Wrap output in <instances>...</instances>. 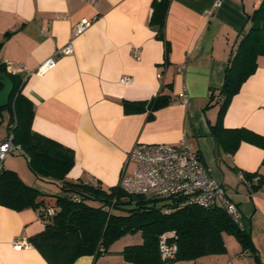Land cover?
Masks as SVG:
<instances>
[{
  "label": "crops",
  "instance_id": "0c3cea01",
  "mask_svg": "<svg viewBox=\"0 0 264 264\" xmlns=\"http://www.w3.org/2000/svg\"><path fill=\"white\" fill-rule=\"evenodd\" d=\"M153 1L100 0L93 6L87 0H0V63L9 73L26 77L23 93L34 104L33 131L74 152L75 165L66 182L118 186L136 144L177 145L186 140L200 152L215 181L232 194L264 264V192L251 193L238 178L240 171L264 175V150L244 142L235 154L226 153L211 132L230 60L251 26L249 16L263 0H171L165 30L171 46L168 58L165 44L149 25ZM84 20L90 26L76 34ZM70 43L72 55L59 57L55 68L36 74ZM124 77L133 82L122 83ZM185 95L186 105L179 101ZM158 96L167 97L169 104L152 118L149 112L125 113V102ZM223 124L264 137V56L231 100ZM9 133L5 116L0 143ZM17 154L27 164L8 156L3 168L43 193L59 195L53 190H62L64 181L37 176L24 153ZM44 228L38 211L17 212L0 205V264H48L29 243ZM17 240L28 246L15 249ZM224 240L225 254L172 264H256L233 236ZM125 247L113 245L106 255L84 256L74 264H134L123 257Z\"/></svg>",
  "mask_w": 264,
  "mask_h": 264
},
{
  "label": "trees",
  "instance_id": "16d2710c",
  "mask_svg": "<svg viewBox=\"0 0 264 264\" xmlns=\"http://www.w3.org/2000/svg\"><path fill=\"white\" fill-rule=\"evenodd\" d=\"M171 0H154L149 25L156 38L165 44L166 58L171 46L165 30ZM249 30L244 34L233 54L221 89V109L211 132L218 146L226 153L235 154L244 142L264 150V137L244 128L227 129L223 119L233 97L257 70V59L264 56V0L248 18ZM3 45L0 44V53ZM0 74L13 82V92L7 107H0V123L8 116V130L14 135V144L21 147L30 169L39 177L64 181L63 195L46 194L25 184L18 174L0 170V205L21 212L53 208L55 215L46 219L44 230L29 238V243L45 258L48 264H74L84 256L99 258L109 253L111 246L123 236L141 231L143 243L127 246L122 252L126 261L134 264H172L179 261H196L205 256L227 252L224 237L233 236L242 251L256 264H262L254 246L251 231L241 230L222 208L204 209L190 206L166 213L170 206L166 200L146 199L126 194L120 186L104 189L100 183L65 179L75 165L74 152L32 129L35 116L33 102L24 95L26 77L12 74L0 63ZM2 86L0 85V90ZM169 104L167 97L158 96L150 101L125 102L127 115L150 113ZM264 166V161H263ZM258 192L264 185V175L245 173ZM260 176L259 183H255ZM90 202H100L95 207ZM178 247L172 258H163L160 244L163 240Z\"/></svg>",
  "mask_w": 264,
  "mask_h": 264
},
{
  "label": "built area",
  "instance_id": "2783aa9c",
  "mask_svg": "<svg viewBox=\"0 0 264 264\" xmlns=\"http://www.w3.org/2000/svg\"><path fill=\"white\" fill-rule=\"evenodd\" d=\"M87 1L95 6L100 0ZM219 4L220 1L217 5ZM89 26L90 22L86 20L80 22L76 26V34L84 32ZM73 53L74 48L71 43L58 49L37 69L36 74H45L56 67L59 57L70 56ZM134 57L138 59V50L134 51ZM161 78L162 75H159V79ZM131 82L133 79L130 77L122 79V83ZM188 99L185 95L179 101L186 105ZM17 152L23 153L21 147L14 144V135L9 133L6 140L0 143V170L3 169L5 159ZM132 164L134 168L131 170ZM238 178L251 193H254L252 182L246 178L245 172H238ZM260 180V176H256L254 182L259 183ZM119 186L128 195L166 200L172 206L166 209V213L190 206H199L204 209L222 208L239 229H245L242 211L233 201L232 194L215 181L204 164L200 152L186 140L177 145L136 144L127 157ZM258 192H264V185ZM38 212L46 219L55 215V210L48 207H41ZM26 246L28 244L25 240H17L14 243L17 250ZM177 250V245L166 239L160 244L163 258H172Z\"/></svg>",
  "mask_w": 264,
  "mask_h": 264
},
{
  "label": "rangeland",
  "instance_id": "374dc122",
  "mask_svg": "<svg viewBox=\"0 0 264 264\" xmlns=\"http://www.w3.org/2000/svg\"><path fill=\"white\" fill-rule=\"evenodd\" d=\"M10 156H11V158H13V157L18 158L20 160V162H24V160H25L23 154L10 155ZM25 164H27L26 160H25ZM130 168L132 170L134 168V164H132L130 166ZM62 192L63 191L58 189L57 187H55V189L53 190V193H58L59 195H62L61 194ZM90 205L95 206V207H99L102 204L100 202H90ZM140 243H143V235H142L141 231H137V232L129 233V234L123 236L121 239H119L113 245L117 246V248L120 247V249H123L126 245H136V244H140Z\"/></svg>",
  "mask_w": 264,
  "mask_h": 264
},
{
  "label": "water",
  "instance_id": "95a60500",
  "mask_svg": "<svg viewBox=\"0 0 264 264\" xmlns=\"http://www.w3.org/2000/svg\"><path fill=\"white\" fill-rule=\"evenodd\" d=\"M0 85L2 89L0 90V107L4 108L9 105L10 97L13 92V82L8 76L0 74Z\"/></svg>",
  "mask_w": 264,
  "mask_h": 264
}]
</instances>
